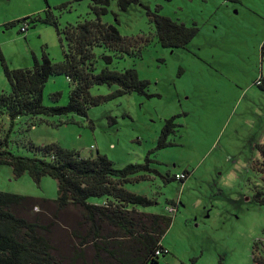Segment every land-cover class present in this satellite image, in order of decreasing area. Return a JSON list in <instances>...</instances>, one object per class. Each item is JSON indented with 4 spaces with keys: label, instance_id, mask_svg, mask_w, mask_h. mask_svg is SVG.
I'll return each instance as SVG.
<instances>
[{
    "label": "rangeland",
    "instance_id": "1",
    "mask_svg": "<svg viewBox=\"0 0 264 264\" xmlns=\"http://www.w3.org/2000/svg\"><path fill=\"white\" fill-rule=\"evenodd\" d=\"M89 3L0 0V56L6 67L31 68L33 57L39 61L43 52L52 62L62 60L54 27L36 24L20 33L23 24L11 23L49 11L62 29L93 20ZM107 9L102 23L114 26L123 37L148 38L139 57L113 58L108 67L136 70L139 79L148 82L149 97L125 94L90 108L86 117H43L48 123H38L28 131V118H19L10 136V152L40 158L39 153L15 143L57 144L83 158L105 155L116 169L142 164L151 152L154 163L150 166L161 176L173 179L188 173L183 183H164L152 175L125 185L128 191L155 201L138 210L172 218L161 242L166 254L157 264L192 259L195 264H252L253 242H264V206L253 201L256 192H264L261 176L253 168L260 160L257 145L264 144V90L257 86L264 78V62L259 61L264 0H136L125 11L119 10L117 0H110ZM148 11L187 27L194 25L197 33L185 48H162ZM94 54L99 72L106 67L101 55L110 53L95 48ZM113 90L96 86L90 94L105 96ZM0 92H10L1 62ZM69 92L64 76L50 77L42 91V104L64 107ZM171 117L179 126L167 138L173 145L154 150L165 120ZM60 119L69 123L55 126ZM8 124L0 117V133ZM0 192L49 200L57 197L53 179L44 177L39 184L26 174L14 179L6 166L0 167ZM97 200L90 198L88 203ZM168 201L176 204V211Z\"/></svg>",
    "mask_w": 264,
    "mask_h": 264
},
{
    "label": "trees",
    "instance_id": "2",
    "mask_svg": "<svg viewBox=\"0 0 264 264\" xmlns=\"http://www.w3.org/2000/svg\"><path fill=\"white\" fill-rule=\"evenodd\" d=\"M135 1L117 0V5L120 11H125ZM109 2L90 0L94 19L62 29L49 11L43 16H29L10 24H26L27 29L36 24L54 27L61 43L62 60L52 62L43 52L41 60L33 57L31 68L10 70L0 56L10 87V92H0V117L9 122L6 131L0 133V167L10 168L14 179L26 174L35 184L44 177L53 179L57 197L49 200L0 192V264H157L158 258L166 254L161 241L172 218L138 210L155 201L125 189L126 184L149 180L152 175L160 176L164 183L175 180V177L161 176L150 166L154 163L149 158L151 152L142 164L116 169L105 155L82 158L79 153L57 144L38 147L28 141L15 143L18 148L39 153L40 158L14 155L9 150L14 122L19 118H28L25 125L28 131L38 123H48L43 117L62 118L68 114L86 117L90 108L125 94L149 97L148 82L140 80L136 70L116 71L108 67L113 58L139 57L140 49L148 44V38L123 37L114 26L101 22ZM147 15L162 48H185L197 33L194 25L187 27L150 11ZM95 48L110 53L101 55L106 67L99 72ZM260 58L264 62V43L260 47ZM53 76H64L70 83L64 107L42 104V91ZM96 86L114 90L105 96H92L90 90ZM257 86L264 90V78ZM174 119L165 120L154 150L173 145L167 138L179 127ZM68 123L60 119L55 126ZM257 151L260 160L253 168L264 183V144L257 145ZM90 198L100 202L88 203ZM253 201L264 206V192H256ZM168 204L177 210L174 202L168 201ZM158 250L160 255L156 256ZM251 255L252 264H264V242L254 241ZM180 264H195V259Z\"/></svg>",
    "mask_w": 264,
    "mask_h": 264
},
{
    "label": "built area",
    "instance_id": "3",
    "mask_svg": "<svg viewBox=\"0 0 264 264\" xmlns=\"http://www.w3.org/2000/svg\"><path fill=\"white\" fill-rule=\"evenodd\" d=\"M26 30H27V25H26V24H23V26L20 28V31H21L22 33H24V32H26ZM90 150H93V148L91 147ZM186 177H187V175H186L185 173H183V174H180V175H176V176H175V180H177V181H182V180H185ZM155 255H156V256H159V255H160V251H159V250L156 251V252H155Z\"/></svg>",
    "mask_w": 264,
    "mask_h": 264
},
{
    "label": "crops",
    "instance_id": "4",
    "mask_svg": "<svg viewBox=\"0 0 264 264\" xmlns=\"http://www.w3.org/2000/svg\"><path fill=\"white\" fill-rule=\"evenodd\" d=\"M34 16V15H33ZM261 47V46H260ZM259 61L262 63V61H261V58H260V53H259ZM83 158V157H82ZM188 177V176H187ZM186 177V178H187ZM100 201L99 200H97V203H99ZM96 204V203H95ZM164 238V237H163ZM163 240V239H162ZM162 242V241H161ZM161 246H162V243H161ZM163 247V246H162Z\"/></svg>",
    "mask_w": 264,
    "mask_h": 264
}]
</instances>
